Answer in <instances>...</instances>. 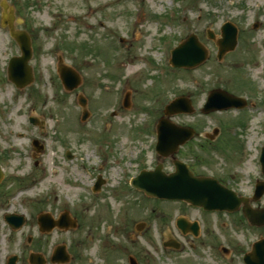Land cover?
Instances as JSON below:
<instances>
[{"label":"rangeland","instance_id":"1","mask_svg":"<svg viewBox=\"0 0 264 264\" xmlns=\"http://www.w3.org/2000/svg\"><path fill=\"white\" fill-rule=\"evenodd\" d=\"M5 1L14 9L16 28L32 36L35 57L31 64L37 81L20 90L8 80V60L20 50L2 27L0 0V160L7 172L0 184V217L7 209L27 217L20 229L0 225V264L14 254L23 264L32 251L44 255L47 264H58L50 256L62 243L72 256L64 264H129L130 255L140 264H241L239 258L251 250L248 244L264 237V227L233 230L223 217L222 232L227 239L238 238L241 251L245 249L231 258L218 249L211 251L208 243L197 252L167 253L163 232L169 226L173 229L179 206L145 199L133 188H127L130 193L120 186L146 159H152L144 141L151 136L141 127L157 122L165 105L183 91L196 111L174 114L172 121L200 127L222 124L215 145L195 152L206 160L201 170L221 174L233 188L251 193L259 176L258 150L264 143V28L253 27L251 14L257 6L263 9L264 0ZM228 20L239 28V43L219 60L217 41ZM211 31L215 38L209 37ZM191 33L207 48V60L195 68L170 65L169 70L171 50ZM120 35L123 43H117ZM59 57L82 75L81 85L72 91H66L58 78ZM216 87L253 95L257 105L248 111L204 115L199 109ZM126 93L129 107L123 106ZM79 95L87 98L91 112L84 122ZM29 115L44 119V127L32 125ZM34 138L45 143L43 151L34 150ZM88 139L102 142L106 156L127 164V169L116 163L115 170L102 166L95 156L90 161L96 164L83 169L82 161H88L91 153ZM67 150L74 156L68 158ZM56 173L57 182L53 180ZM99 177L105 182L90 195L88 187ZM75 178L80 187L72 193L68 188ZM20 185H28L23 196L17 195ZM113 189L120 193L113 194ZM251 204L263 207L264 196ZM64 209L76 219L77 227L41 233L38 214L48 212L57 218ZM140 221L146 227L138 233L135 226ZM214 228L220 232L216 220ZM218 244L226 245V241L221 238Z\"/></svg>","mask_w":264,"mask_h":264},{"label":"water","instance_id":"2","mask_svg":"<svg viewBox=\"0 0 264 264\" xmlns=\"http://www.w3.org/2000/svg\"><path fill=\"white\" fill-rule=\"evenodd\" d=\"M4 7L7 9V5L4 4ZM4 24L10 26L12 34L17 38L23 52L22 56L12 58L9 66V76L18 85L24 86L32 81L31 68L28 65V61L32 54L30 38L25 31L14 29L12 16H5ZM235 32L236 30L232 25L223 29L224 37L219 41L220 58L225 52L235 47ZM206 56L207 52L205 48L199 44L194 36H192L186 43L182 44L173 52L172 62L175 66L193 67L204 61ZM59 71L60 76L68 89H73L80 84L81 77L72 67L62 64L59 67ZM80 101L82 104L86 103V100L83 97ZM240 104V98H237L222 89H215L210 93L208 102L203 111L209 112ZM181 112H193L191 100L185 96L179 97L169 103L165 110L167 116ZM88 115L89 113L86 111L84 113V119H86ZM158 131L160 141L159 146L167 147L166 150L162 151L164 154L175 152L180 144L185 143L193 136L192 129L174 125L169 117H162L160 119ZM36 145H38L37 142ZM262 162L264 165V150L262 154ZM134 184L144 186L148 191V194L153 196L185 199L196 204H201L207 208H225L234 210L243 202L245 203L244 211L247 217L255 224H264V209H251L247 205V200L245 198H238L231 190L224 189L220 192L221 190L217 191L216 188L212 189L211 186L216 185L215 180L207 177H195L183 166H179L178 171L170 175H166L159 170L149 173L145 172L139 178L134 180ZM157 185L162 187H156ZM99 186L100 183L98 184V187ZM263 192L264 183L261 182L257 189V196L259 197ZM9 220L14 226H20L23 223V217L21 216H12ZM40 224L43 230H50L56 224L66 227L75 226V222H71L67 215L57 221L50 218L49 215H41ZM255 247L256 251L249 254L248 263L264 264V241L256 243ZM69 259L70 255L67 253L65 245H60L55 249L52 257L54 262H67ZM30 260L34 264H45V260L38 254H31ZM131 260L132 263L135 264L134 259L131 258Z\"/></svg>","mask_w":264,"mask_h":264},{"label":"flooded vegetation","instance_id":"3","mask_svg":"<svg viewBox=\"0 0 264 264\" xmlns=\"http://www.w3.org/2000/svg\"><path fill=\"white\" fill-rule=\"evenodd\" d=\"M264 7L263 9L260 8L258 13L251 14V22L254 28L262 27L264 28V19L262 18ZM239 30V28H238ZM239 35V34H238ZM59 78V77H58ZM242 95V94H239ZM244 96V95H243ZM250 102V99L247 98ZM247 101V104L249 102ZM179 126L182 127H189L195 130L194 137L188 140L187 143L181 145L178 150L175 152L174 155L165 156L159 152L157 149V139L156 133H147L145 130L149 128L148 125H144L141 129L143 132L146 133V136L152 135V138L144 139L147 145L146 152L151 151L152 159L148 161L145 160V163L137 168V174L143 170H156L159 169L165 173H173L177 171V162L181 161L184 162L189 170H191L195 175H207L214 177L218 180L219 184L227 187L229 189H233L238 194L240 191L230 186L223 175H219L212 171H203L200 168L201 162H205L204 159H199L200 157L195 153L198 149L201 151H207V147L214 144L216 141V134L222 129V124H216L217 132H211L215 126H208V127H200L197 123H177ZM199 125V126H198ZM152 126L155 129L158 126V123H152ZM212 145V146H213ZM190 155V158H187L185 155ZM0 163L1 160H0ZM3 165V163H2ZM7 176L1 181L2 184L6 180ZM223 188V187H222ZM179 204V209L181 210L178 213V216L174 217L172 224L173 229L169 226L167 232H163L166 241H174L176 245L179 246L178 250L175 249H168V252H173L175 254H181L190 250L191 252L198 251L202 244L208 243L210 248L221 250L222 252L226 253L228 258L233 257L234 252H240L242 245L238 238H228L226 237L225 233L222 232L223 223L221 219L226 217V219L230 220V226L233 230H236L239 227H247L253 230H258L261 227L251 225L244 215L242 206L235 212H227V211H219V210H205L201 207L192 206L186 202H174ZM183 204V206L181 205ZM179 218H183V222L178 224L177 220ZM215 220L218 223V231H215ZM249 226H248V225ZM221 238L226 241V245L218 244L221 242ZM244 249V247H243ZM245 250V249H244ZM243 250V251H244ZM241 251V252H243ZM231 255V256H230ZM7 264V260H6Z\"/></svg>","mask_w":264,"mask_h":264},{"label":"bare ground","instance_id":"4","mask_svg":"<svg viewBox=\"0 0 264 264\" xmlns=\"http://www.w3.org/2000/svg\"><path fill=\"white\" fill-rule=\"evenodd\" d=\"M141 15V14H140ZM140 18L138 19V21L140 22L141 21V16H139ZM139 35V34H138ZM91 158H92V155H88L87 156V159L90 161L91 160ZM96 164V162L95 161H90V163L87 165V166H92V165H95ZM85 167V166H84ZM112 169H116V168H114V167H112ZM80 174H83V172H80ZM58 173H56L55 174V177L53 178V180L55 181V182H57L58 181ZM78 179L77 178H75L74 180H71L70 181V187L68 188V190L70 191V192H72V193H75L76 192V189H78Z\"/></svg>","mask_w":264,"mask_h":264}]
</instances>
